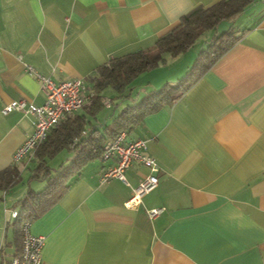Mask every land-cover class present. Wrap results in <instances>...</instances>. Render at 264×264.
<instances>
[{
    "label": "crops",
    "instance_id": "1",
    "mask_svg": "<svg viewBox=\"0 0 264 264\" xmlns=\"http://www.w3.org/2000/svg\"><path fill=\"white\" fill-rule=\"evenodd\" d=\"M216 1L0 0V108L20 98L44 102L27 66L54 83L81 78L87 100V79L98 66L151 49L181 15ZM250 10L236 29L237 41L209 69L171 105L125 132V140L146 139L158 163V185L135 207L124 206L146 167H126L127 184L116 178L100 183L113 160L88 161L59 199L29 222L31 233L45 237L41 264H264V0ZM32 119L22 110L0 109V170L14 163ZM67 151L69 159L73 152ZM34 158L16 163L19 172L27 170L25 191L0 190L3 264L16 250L6 209L28 187L44 185L29 178ZM158 206L163 211L148 218L146 210Z\"/></svg>",
    "mask_w": 264,
    "mask_h": 264
},
{
    "label": "trees",
    "instance_id": "2",
    "mask_svg": "<svg viewBox=\"0 0 264 264\" xmlns=\"http://www.w3.org/2000/svg\"><path fill=\"white\" fill-rule=\"evenodd\" d=\"M253 3L254 0H217L206 7L197 5L181 15L178 24L165 36L157 38L151 49H138L112 57L95 69L87 79L90 83L89 98L84 99L78 110L58 118L33 153L36 165L29 178L40 180L44 185L39 190L28 187L24 196L12 207L17 210V216L6 222L13 226L16 250L12 256L19 255L21 251L20 226L23 221L32 222L53 205L68 187L70 179L88 161L100 158L106 142L121 131H129L145 115L171 105L237 41L240 34L233 28L215 32L206 47L199 49L191 70L184 77L167 81L159 89H150L142 98L130 92L129 85L135 77L165 61V56L184 53L193 46L198 36L215 30L221 21H233ZM107 87L114 90V97L122 105L113 103L110 105L112 109L99 117L105 108L103 90ZM62 149L72 151L73 156L67 163H60L58 168L48 166L47 158L55 156ZM20 179L16 163L0 170V190H8ZM0 256L3 259L1 248ZM0 264L3 262L0 261Z\"/></svg>",
    "mask_w": 264,
    "mask_h": 264
},
{
    "label": "built area",
    "instance_id": "3",
    "mask_svg": "<svg viewBox=\"0 0 264 264\" xmlns=\"http://www.w3.org/2000/svg\"><path fill=\"white\" fill-rule=\"evenodd\" d=\"M28 74L33 75L40 82L45 95L44 102L39 106L25 99H13L3 105L2 113L12 110H22L33 116V130L25 140L17 146L13 153V162L18 163L22 158L29 157L46 137L48 130L56 124L62 115L78 110L84 102V82L81 78H68L58 83L51 81L49 77L39 74L36 70L27 66ZM144 138L125 140V132L121 131L115 138L106 142L100 159L113 160L99 175L98 182L104 183L112 178L128 183L124 174L126 167L132 162L146 167L147 173L131 188V194L125 201L127 207H135L141 202L145 193L152 191L158 185V163L156 158L147 152V141ZM163 206L147 209V217L152 218L163 211ZM8 220L17 216L15 208L6 209ZM30 221H23L21 231V251L19 255L12 256L7 264H41V247L45 237L30 232Z\"/></svg>",
    "mask_w": 264,
    "mask_h": 264
},
{
    "label": "rangeland",
    "instance_id": "4",
    "mask_svg": "<svg viewBox=\"0 0 264 264\" xmlns=\"http://www.w3.org/2000/svg\"><path fill=\"white\" fill-rule=\"evenodd\" d=\"M259 0H254L253 5H257ZM251 5L245 11L239 15L236 19L233 21H221L218 23L217 27L215 30H210L206 31L203 33V35L198 36V38L195 40L193 46L191 49H189V52L186 54L182 53L177 56H165V61L158 63V65L151 71H145L141 72L135 79L130 83V88L133 91V95L138 96L139 98L149 91V88L145 84V82L150 79L154 81V87L155 89H159L164 83L167 81L171 80H178L184 77L187 72H189L193 66V61H195V58L197 54L199 53V49L205 48L207 42L212 38L213 34L215 32H222L228 28H233L237 29L238 25L241 23V21L246 18L248 15H250V9L253 7ZM249 13V14H248ZM240 22V23H239ZM156 69V70H155ZM155 77V78H154ZM154 79V80H153ZM143 87L144 89L140 88ZM153 86L150 85V87L153 89ZM148 88V89H145ZM111 88L107 87L103 90V94L105 95L106 98V103H105V108L101 113H99V117H101L103 114L108 113L112 109V104L113 103H118L119 100L118 98L114 97L115 93L113 92ZM111 98V100H108ZM120 103V102H119ZM121 104V103H120ZM111 105V106H110ZM110 106V107H109ZM120 106V105H119ZM69 152L67 150H60L58 153L55 154V157H51L47 159V164L51 168H58L60 163H66L68 162V156ZM97 161V160H96ZM27 170H22L21 172V179L16 182L15 184H12L11 187L9 188V192L13 193L14 191L18 190H23L25 191L26 188V183H27ZM30 185L34 188H38L39 186L41 187L42 184L40 185L39 183L35 181H31Z\"/></svg>",
    "mask_w": 264,
    "mask_h": 264
}]
</instances>
